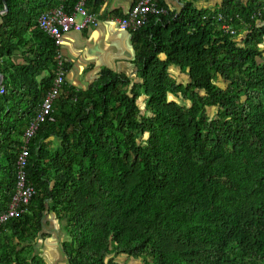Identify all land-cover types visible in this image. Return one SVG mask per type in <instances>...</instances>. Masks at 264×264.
Listing matches in <instances>:
<instances>
[{
	"label": "trees",
	"instance_id": "obj_1",
	"mask_svg": "<svg viewBox=\"0 0 264 264\" xmlns=\"http://www.w3.org/2000/svg\"><path fill=\"white\" fill-rule=\"evenodd\" d=\"M6 1L0 216L55 76L57 48L38 20L77 3ZM132 41L138 82L107 70L88 91H67L29 142L36 194L0 226V264H46L37 245L48 213L66 223V264H264V0L188 3L150 16Z\"/></svg>",
	"mask_w": 264,
	"mask_h": 264
},
{
	"label": "crops",
	"instance_id": "obj_2",
	"mask_svg": "<svg viewBox=\"0 0 264 264\" xmlns=\"http://www.w3.org/2000/svg\"><path fill=\"white\" fill-rule=\"evenodd\" d=\"M136 1L93 0V4L88 5L87 10L96 16L97 24L90 26L85 31H73L65 35L62 52L69 60V73L62 99L69 90L88 91L100 79L102 73L107 70L125 74L134 83L138 82L139 73L135 64L136 51L132 35L121 30L118 23L119 19L129 14ZM159 1L169 11L179 13L188 3L193 4L198 9H215L224 0ZM25 57L16 52L12 56V62L18 67H23L26 64ZM3 77L5 79L4 75ZM145 98L144 96L139 100L142 110L144 109ZM65 224L60 222L53 213L46 215L42 235H46L47 238L41 237L38 240L37 248L44 247L41 250L44 251V254L41 253L52 264H57L63 258H67L63 249V244L68 241ZM59 230L62 234L61 242L56 243V233Z\"/></svg>",
	"mask_w": 264,
	"mask_h": 264
},
{
	"label": "built area",
	"instance_id": "obj_3",
	"mask_svg": "<svg viewBox=\"0 0 264 264\" xmlns=\"http://www.w3.org/2000/svg\"><path fill=\"white\" fill-rule=\"evenodd\" d=\"M167 14L168 9L160 5L159 0H137L129 14L119 19L118 23L121 30L133 33L142 28L150 16ZM97 22L96 16L87 10V0H77L71 13L65 11L64 7H57L43 14L38 20L40 29L53 39L57 48L55 76L52 87L46 94L36 118L25 131L26 144L23 146L17 161L18 173L15 194L8 210L0 216V226L17 218L23 212V206L27 205L36 194L35 188L29 184L28 180L27 167L30 157L28 144L36 135L40 125L54 113L55 103L63 93L69 65L68 58L62 52L65 35L73 31L82 32L90 26L96 25ZM4 93V88H0V94Z\"/></svg>",
	"mask_w": 264,
	"mask_h": 264
},
{
	"label": "rangeland",
	"instance_id": "obj_4",
	"mask_svg": "<svg viewBox=\"0 0 264 264\" xmlns=\"http://www.w3.org/2000/svg\"><path fill=\"white\" fill-rule=\"evenodd\" d=\"M171 72H172V75L179 82L186 83V81L187 82L189 81V77L187 75L183 74L178 69L172 68ZM172 98H174V97H172ZM142 112L143 113L145 112L144 109L142 110ZM215 113H216V109H214V108L213 109H209V115L214 116ZM56 236H57L56 243L57 242H61L62 234H61V231L60 230L56 233ZM42 248H44V247L38 248V250H40V252H42L44 254V251H41ZM40 252H38V253H40ZM43 254H42V257H44ZM45 256L47 257V254L46 253H45ZM44 259H46V258H44ZM117 260H118V262H120V264H141L140 262L134 261V260H130L129 258H127L125 256H122V257L118 258ZM45 262H46V264H52L51 262H48V259H46ZM66 263H67V258L66 259L63 258V260H61V262L59 261V263H57V264H66Z\"/></svg>",
	"mask_w": 264,
	"mask_h": 264
},
{
	"label": "water",
	"instance_id": "obj_5",
	"mask_svg": "<svg viewBox=\"0 0 264 264\" xmlns=\"http://www.w3.org/2000/svg\"><path fill=\"white\" fill-rule=\"evenodd\" d=\"M3 1H4V10L1 12V15H5L9 11L7 1L6 0H3ZM127 33H129V32H127ZM3 81H4V77H3V75L0 74V88L2 87ZM138 104H139V101H138ZM139 106H140V104H139Z\"/></svg>",
	"mask_w": 264,
	"mask_h": 264
},
{
	"label": "clouds",
	"instance_id": "obj_6",
	"mask_svg": "<svg viewBox=\"0 0 264 264\" xmlns=\"http://www.w3.org/2000/svg\"><path fill=\"white\" fill-rule=\"evenodd\" d=\"M159 2H160V1H159ZM160 5H161V4H160ZM163 7H164V6H163ZM87 9H88V7H87ZM168 11H169V10H168ZM126 16H127V15H126ZM84 31H85V30H84ZM126 32H129V31H126ZM129 33L132 35L131 32H129ZM68 73H69V68H68ZM52 83H53V82H52ZM66 85H67V81H66V84L64 85L63 93H64V91H65V87H66ZM51 87H52V85H51ZM1 88H3V87H1ZM50 89H51V88H50ZM50 89H49V90H50ZM47 93H48V92H47ZM63 93H62V95H63ZM62 95H61V97H62ZM61 97L57 100V102L61 99ZM44 98H45V97H44ZM57 102H56V103H57ZM42 103H43V102H42ZM56 103H55V105H56ZM41 105H42V104H41ZM54 107H55V106H54ZM40 108H41V107H40ZM38 112H39V111H38ZM54 112H55V108H54ZM52 115H53V114H52ZM36 116H37V115H36ZM50 117H51V116H50ZM50 117H49V118H50ZM35 118H36V117H35ZM49 118H48V119H49ZM48 119H47V120H48ZM17 173H18V172H17ZM12 198H13V197H12Z\"/></svg>",
	"mask_w": 264,
	"mask_h": 264
}]
</instances>
